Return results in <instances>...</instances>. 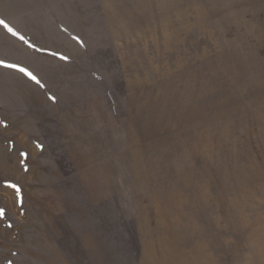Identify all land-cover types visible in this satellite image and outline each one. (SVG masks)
Here are the masks:
<instances>
[{"label": "rangeland", "instance_id": "1", "mask_svg": "<svg viewBox=\"0 0 264 264\" xmlns=\"http://www.w3.org/2000/svg\"><path fill=\"white\" fill-rule=\"evenodd\" d=\"M0 20V264H264V0Z\"/></svg>", "mask_w": 264, "mask_h": 264}, {"label": "snow or ice", "instance_id": "2", "mask_svg": "<svg viewBox=\"0 0 264 264\" xmlns=\"http://www.w3.org/2000/svg\"><path fill=\"white\" fill-rule=\"evenodd\" d=\"M0 25H2L4 28H6L7 31L10 32L12 35H17V33L7 23H5V21L0 20ZM21 39H22V37H21ZM0 63H2V62H0ZM9 67H16V66L15 65H9ZM18 70L21 72H24L26 75L31 76V74L27 73L24 68H18ZM31 78L35 79V77H31Z\"/></svg>", "mask_w": 264, "mask_h": 264}]
</instances>
